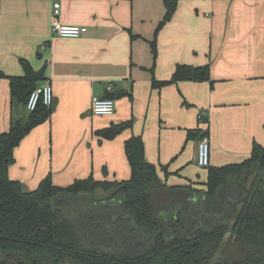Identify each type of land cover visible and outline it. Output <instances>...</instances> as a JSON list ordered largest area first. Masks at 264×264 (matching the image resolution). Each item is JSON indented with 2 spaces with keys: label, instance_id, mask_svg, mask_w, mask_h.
Segmentation results:
<instances>
[{
  "label": "crops",
  "instance_id": "crops-1",
  "mask_svg": "<svg viewBox=\"0 0 264 264\" xmlns=\"http://www.w3.org/2000/svg\"><path fill=\"white\" fill-rule=\"evenodd\" d=\"M56 3L61 24L87 33L55 36ZM166 14L164 0H0V134L29 116L12 104L8 79L24 75L21 60L36 71L46 67L41 85L49 82L54 95L49 120L14 152L12 181L33 191L49 175L57 187L90 177L128 180L124 146L138 136L165 186L206 192L209 168L197 162L203 131L213 168L241 165L255 144L264 146V0H178L157 34ZM179 65L209 66L211 81L154 87L171 81ZM105 89L116 93L115 114L93 116V97ZM125 122L132 128L115 138L101 134ZM204 199L192 192L182 208L164 211L192 205L197 212Z\"/></svg>",
  "mask_w": 264,
  "mask_h": 264
},
{
  "label": "trees",
  "instance_id": "trees-1",
  "mask_svg": "<svg viewBox=\"0 0 264 264\" xmlns=\"http://www.w3.org/2000/svg\"><path fill=\"white\" fill-rule=\"evenodd\" d=\"M164 3L167 14L157 34L172 19L178 6V0H164ZM157 34L152 42L155 56ZM20 63L24 75L8 79L12 104L26 107L31 93L46 81V67L36 71L28 61ZM0 77L5 76L0 74ZM180 81L209 82L210 67L179 65L171 81L154 83V87ZM51 114L52 107L40 104L27 119L13 121L9 130L0 134V264L64 261L70 264H264V146L255 144L251 158L241 165L209 166L206 192L165 186L157 166L148 162L144 140L138 136L128 139L124 146L131 168L128 180L108 182L90 177L68 187H57L49 175L37 189L26 191L20 182L9 177V169L15 163L14 152ZM132 125V122L112 125L101 134L113 139ZM225 188L237 192H221ZM116 189H119L116 197L121 202L126 230L132 234L133 241H144L139 252L110 254L91 247L90 230L96 223H84V229L80 221L83 207L96 205V192L109 193ZM192 192L206 199L209 214L217 215L205 218L198 213L201 225L190 236L168 235L161 213L167 207L182 208ZM63 196L68 197L66 203H54ZM98 224L99 228L112 230L104 216ZM116 227V232L121 231ZM230 242L242 245L248 256L244 262L225 260Z\"/></svg>",
  "mask_w": 264,
  "mask_h": 264
},
{
  "label": "flooded vegetation",
  "instance_id": "flooded-vegetation-1",
  "mask_svg": "<svg viewBox=\"0 0 264 264\" xmlns=\"http://www.w3.org/2000/svg\"><path fill=\"white\" fill-rule=\"evenodd\" d=\"M116 195L114 196L113 199H109V200H101V201L95 200L96 201L95 206H92V207L84 206L82 213H81L82 218H80V221L81 222L84 221V223L94 225L95 220L93 216L98 215L101 217V219L104 216L107 218L108 222L110 223L109 227H111V225L116 224V226H119L121 229V231L116 232V230H113V229L106 230L103 228H99L98 226L99 224L98 225L95 224V226H93V228H91L90 230L91 232L90 243L96 246L93 247L92 245H90L91 247L97 250H100L102 252H107V253L109 252L110 254L111 252H120V253L130 254L131 250H135L134 252H137V249L139 248V246L142 247L144 245V241L143 240L139 242L133 241V237L131 238L132 234L126 230V225L124 224L122 220L123 211L121 208V202L116 197ZM57 200L59 202L64 201L65 203L68 201V200L65 201V196L60 197ZM204 201H206V199H204ZM115 202L118 204L115 205ZM67 205L69 204L67 203ZM90 209H92V211ZM186 209L187 210L178 211V212L163 211L161 213L162 216L165 217V221H166L165 227L167 229L168 235L170 234L171 236H180L181 234L182 235L181 237H187V236L192 235L194 230L198 228L199 225H201L199 221V215H198L199 212L201 214V217L203 216L205 218L213 217V215L214 216L217 215V213L209 214L206 211L207 208L205 205H203L202 209L198 208L197 212L193 210L194 207H192V205H190ZM83 227L84 229L86 228L85 225ZM44 230L46 231L45 228ZM94 242H96L97 244H95ZM232 243L233 242L229 243V245L227 246V250H228V247ZM133 246H136V248H134ZM226 255H227V251H226ZM226 255H225V260H231V255H229L228 257H226ZM14 263L18 264L16 262ZM60 264H70V263L68 261H64V262H61Z\"/></svg>",
  "mask_w": 264,
  "mask_h": 264
},
{
  "label": "built area",
  "instance_id": "built-area-1",
  "mask_svg": "<svg viewBox=\"0 0 264 264\" xmlns=\"http://www.w3.org/2000/svg\"><path fill=\"white\" fill-rule=\"evenodd\" d=\"M60 4H54L52 33L61 38L76 39L87 33L88 29L81 26H70L61 24L57 17L60 15ZM54 102L53 90L49 82L37 87L30 95L26 109L29 113L34 112L40 104L46 107H52ZM91 114L93 116L111 117L115 114V103L110 99H102L99 96L93 97ZM211 142L206 131L201 133L198 142V165L202 168L210 166Z\"/></svg>",
  "mask_w": 264,
  "mask_h": 264
},
{
  "label": "water",
  "instance_id": "water-1",
  "mask_svg": "<svg viewBox=\"0 0 264 264\" xmlns=\"http://www.w3.org/2000/svg\"><path fill=\"white\" fill-rule=\"evenodd\" d=\"M102 99H110V100H115L116 99V93L105 89L104 95L101 97ZM119 192V189L113 190L109 193H102L101 191L96 192L95 195V200L96 201H101V200H109L113 199L114 196ZM118 204L115 202V205ZM231 255V261L233 263H241L244 262L247 259V254L243 252V247L239 242H233L227 250V255L228 257Z\"/></svg>",
  "mask_w": 264,
  "mask_h": 264
},
{
  "label": "rangeland",
  "instance_id": "rangeland-1",
  "mask_svg": "<svg viewBox=\"0 0 264 264\" xmlns=\"http://www.w3.org/2000/svg\"><path fill=\"white\" fill-rule=\"evenodd\" d=\"M68 200V197H65V201H67ZM70 200H72V199H70ZM57 202H59V201H54V203H57ZM94 219H95V223L96 224H98V221L100 222L101 221V219H96V217L94 216ZM98 220V221H97ZM84 223V221H82V224ZM111 228L113 229V230H115V229H117V227L116 226H113V225H111ZM95 244H97L96 242H94ZM90 245H92L91 243H90ZM93 247H95L96 245H92ZM134 248H136V246H133ZM141 246H139V248L137 249V252H139L141 249H142V247L140 248ZM135 250H131V253L132 252H134Z\"/></svg>",
  "mask_w": 264,
  "mask_h": 264
}]
</instances>
